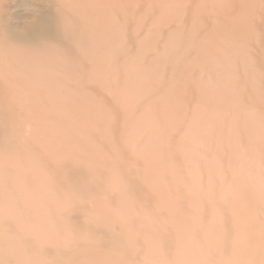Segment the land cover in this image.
Here are the masks:
<instances>
[{"label":"rangeland","instance_id":"obj_1","mask_svg":"<svg viewBox=\"0 0 264 264\" xmlns=\"http://www.w3.org/2000/svg\"><path fill=\"white\" fill-rule=\"evenodd\" d=\"M0 264H264V0H0Z\"/></svg>","mask_w":264,"mask_h":264},{"label":"bare ground","instance_id":"obj_2","mask_svg":"<svg viewBox=\"0 0 264 264\" xmlns=\"http://www.w3.org/2000/svg\"><path fill=\"white\" fill-rule=\"evenodd\" d=\"M53 26H54L53 23H50L47 20H45L43 17H41V18H39L38 22H36L35 24H33L31 26L30 30L27 31V35H31L33 33H37L36 32L37 29L42 34H49V32L51 31V29L53 28ZM43 28H44V30H43ZM52 35L57 36L56 33H53ZM12 38L13 39H17V36L12 34Z\"/></svg>","mask_w":264,"mask_h":264}]
</instances>
